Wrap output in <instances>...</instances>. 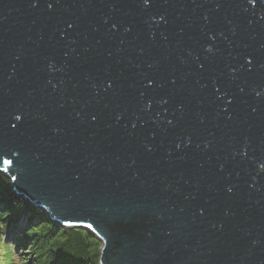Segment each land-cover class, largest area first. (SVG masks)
Masks as SVG:
<instances>
[{"label":"water","instance_id":"95a60500","mask_svg":"<svg viewBox=\"0 0 264 264\" xmlns=\"http://www.w3.org/2000/svg\"><path fill=\"white\" fill-rule=\"evenodd\" d=\"M0 173L99 264H264V0H0Z\"/></svg>","mask_w":264,"mask_h":264},{"label":"trees","instance_id":"16d2710c","mask_svg":"<svg viewBox=\"0 0 264 264\" xmlns=\"http://www.w3.org/2000/svg\"><path fill=\"white\" fill-rule=\"evenodd\" d=\"M25 228L16 245L3 242V235L17 227L21 216ZM24 246L34 257L17 251ZM99 244L86 231L64 228L46 213L15 196L11 182L0 173V264H98Z\"/></svg>","mask_w":264,"mask_h":264},{"label":"rangeland","instance_id":"374dc122","mask_svg":"<svg viewBox=\"0 0 264 264\" xmlns=\"http://www.w3.org/2000/svg\"><path fill=\"white\" fill-rule=\"evenodd\" d=\"M18 224L19 225L17 227H12L10 230L6 231V233L3 235V240H2L3 242H5L7 244H11V245H16V242H17L16 239H17V237L20 236V234L24 231V228H25V218H23V215L21 216V219L18 222ZM64 227H67V226L64 225ZM89 234H91L95 238V241L99 244V255H100V250H101V247H102L101 242L95 237L94 234H92V233H89ZM26 249H28L27 246L26 247L21 246V247L18 248L17 251H20L21 253L27 252L26 253V258H30L31 259L32 257H34ZM16 264H19L18 263V260H17V263ZM98 264H99V257H98Z\"/></svg>","mask_w":264,"mask_h":264}]
</instances>
